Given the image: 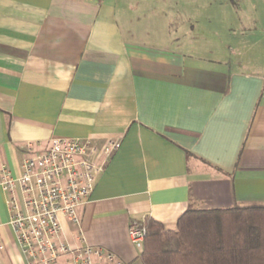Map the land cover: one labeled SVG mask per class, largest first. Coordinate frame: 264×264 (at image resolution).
I'll list each match as a JSON object with an SVG mask.
<instances>
[{
  "label": "crops",
  "instance_id": "obj_1",
  "mask_svg": "<svg viewBox=\"0 0 264 264\" xmlns=\"http://www.w3.org/2000/svg\"><path fill=\"white\" fill-rule=\"evenodd\" d=\"M158 1L0 0V168L17 175L29 142L116 139L80 225L60 217L61 240L75 247L81 232L116 264H143L133 221L174 229L190 203H264V0L239 20L258 28L251 40L228 25L204 49L166 14L135 16ZM0 264H25L1 188Z\"/></svg>",
  "mask_w": 264,
  "mask_h": 264
},
{
  "label": "built area",
  "instance_id": "obj_2",
  "mask_svg": "<svg viewBox=\"0 0 264 264\" xmlns=\"http://www.w3.org/2000/svg\"><path fill=\"white\" fill-rule=\"evenodd\" d=\"M118 141L93 137H53L45 148L34 150L32 143L21 146L25 156L19 173L0 168V188L16 242L25 264H116L115 255L88 244L81 232L77 246L61 240L60 217L74 225L82 221L83 206L98 175ZM20 194L21 199L18 196ZM127 233L141 248L146 229L143 221H133Z\"/></svg>",
  "mask_w": 264,
  "mask_h": 264
},
{
  "label": "trees",
  "instance_id": "obj_3",
  "mask_svg": "<svg viewBox=\"0 0 264 264\" xmlns=\"http://www.w3.org/2000/svg\"><path fill=\"white\" fill-rule=\"evenodd\" d=\"M143 264H264V203H190L174 229L145 217Z\"/></svg>",
  "mask_w": 264,
  "mask_h": 264
},
{
  "label": "rangeland",
  "instance_id": "obj_4",
  "mask_svg": "<svg viewBox=\"0 0 264 264\" xmlns=\"http://www.w3.org/2000/svg\"><path fill=\"white\" fill-rule=\"evenodd\" d=\"M161 1L149 8L139 9L140 11L135 16L140 19L145 17L143 19L145 23L149 22L148 25L157 26L158 17L168 15L172 21L171 28L175 30L178 28L180 33L185 32L188 41L193 42L195 48L198 49L207 48L206 44L212 41L214 45H217V34L221 37L226 36L229 33L228 25H230L232 39L243 33V37L248 41L258 33V28L255 29L253 26L245 25L244 30V24L239 20L261 17L262 0H167L169 2L165 3V7L161 6L163 4ZM247 1H252L255 7H243ZM213 33L214 35H212ZM239 50L246 52L247 59L256 57L254 51L246 50L245 46L235 47V52H239Z\"/></svg>",
  "mask_w": 264,
  "mask_h": 264
}]
</instances>
